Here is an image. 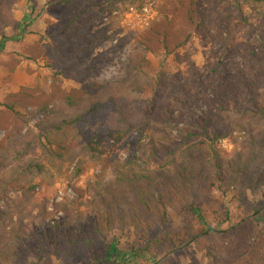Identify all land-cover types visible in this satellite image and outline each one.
Listing matches in <instances>:
<instances>
[{"label": "trees", "instance_id": "trees-1", "mask_svg": "<svg viewBox=\"0 0 264 264\" xmlns=\"http://www.w3.org/2000/svg\"><path fill=\"white\" fill-rule=\"evenodd\" d=\"M18 1L0 0V57L8 44L37 35V53L17 55L14 62L39 63L44 56L42 75L60 77L73 89L64 93L57 88L52 101L35 111L27 112L34 103L25 90L8 95L2 104L0 264H32L35 259L43 264H125L129 255L119 247L125 233L140 245L137 251L133 247V256L151 258L148 264L210 236L223 245L204 249L197 264H264V198H250L264 190V0H162L145 30L121 40V45L132 42L129 78L108 86L86 84L96 65L88 60L109 33H123L117 5L141 10L147 0H26L27 11L17 20L12 12ZM114 12L116 17L105 22ZM45 15L56 28L31 32ZM209 32L220 49L218 62L197 84L208 90L204 95L164 73L156 78L146 73L149 56L172 57L193 35ZM188 61L178 57L181 65ZM199 101L206 111L196 117L192 110ZM49 103L53 108L36 124L38 132L23 135L27 116L34 119ZM187 115L196 118L173 135V127ZM226 140L234 146L229 156L221 146ZM74 151L81 156L75 178L87 171V156L103 166L104 174L76 189L74 202L54 204L49 213V200L43 199L35 214L28 205L37 187L28 180L51 170L61 177ZM122 152L125 161L118 159ZM106 170L113 172L111 181L105 180ZM12 191L22 195L1 206ZM215 194L221 196L223 217L215 208ZM229 203L242 213L233 224ZM60 213L63 217L56 218ZM167 246L173 250L163 255Z\"/></svg>", "mask_w": 264, "mask_h": 264}, {"label": "rangeland", "instance_id": "rangeland-1", "mask_svg": "<svg viewBox=\"0 0 264 264\" xmlns=\"http://www.w3.org/2000/svg\"><path fill=\"white\" fill-rule=\"evenodd\" d=\"M42 3H38L37 10L42 6ZM162 0H147L143 4L141 10L130 5L118 4L117 8L120 16V27L123 29V33L118 36H113L111 33L108 34L109 40L105 42L102 46L98 47L92 57L88 60L90 63L96 60L95 71L87 80L86 84H99L103 86L115 85L120 82H124L129 78V70L127 66L128 56L131 51L132 42L121 45V40L127 36L129 33L138 32L140 30H145L150 23L156 18L157 12L161 5ZM147 9V12H144ZM27 11L26 0H19L16 2L15 9L12 12L13 17L20 20L25 12ZM37 14V11L34 13ZM118 12L106 16L104 19L107 22L111 17H116ZM153 17V19H151ZM50 23L52 25L50 26ZM128 24H131L129 26ZM55 21L50 18L49 15H45L38 19L30 28V31L35 34H44L46 31L55 29ZM10 33V31H9ZM39 37L37 35H31L26 38V40L20 44H8L6 53L0 57V109H2V104L6 103L7 96L12 93H18L21 90H25L33 96L31 100L34 103V108H27V112L31 110H39L41 106L46 101H52V95L57 91V88L64 93H71L73 86L67 82L63 81L60 77H54L52 74L42 75L44 67V56L42 60L38 63L29 61L26 58H19L22 60L21 63L16 64L14 62L15 57L18 59L17 55H28L30 52L37 53V42ZM213 40L211 33L203 35L202 33H196L190 40L186 43L182 50H179L176 55L165 58L163 55L149 56V64L145 69L146 73L152 78L161 76L165 74L166 77H170L173 82L178 85L188 83L190 86H194L199 93L204 95L207 91L204 88L198 87L197 84L206 78L211 71V69L218 62L220 44ZM178 57L183 59H188L189 61L184 64L178 63ZM13 71H11V68ZM43 72V73H42ZM42 75V77L40 76ZM213 84L212 81L209 82V88ZM80 87H76L79 91ZM150 96V95H147ZM53 108L52 103H49L48 109L39 113L34 119L27 116L30 121L26 125L23 135L28 131H38L35 129L37 123L50 115V110ZM206 111V106L202 101H199L197 105L193 107L192 114L196 117H201L202 112ZM192 115H187L184 118V122L173 127V135H176L183 128L186 127L187 122L195 120L196 117ZM0 122L6 125L5 122ZM100 123L97 122L96 126ZM94 126V127H96ZM4 131L0 132V140L3 139ZM147 139H143V145L147 144ZM224 154L229 156L234 148V146L229 141L221 142ZM74 159L67 162L64 167V175L58 177V173L51 170L48 174L41 177H32L28 181L31 185H36V189L32 192L31 197L33 198V203L29 206V209L35 210L37 213L36 206L42 202L43 199L49 200V207L47 211L49 213H54V204H59L64 201L74 202L78 193L76 189L86 188V186L92 183L97 177L104 174V168L100 163H91L90 156L84 158L87 162V171L80 176L75 178V169L81 160V156L73 152ZM118 159L125 161L127 159V154L122 152L119 154ZM106 181H111L113 179V172L111 170H106ZM22 195V192L12 191L7 199L1 203V206H5L7 202L15 199L16 196ZM251 199H261L264 198V190H255L253 195H250ZM218 203L215 208L218 211L219 216L223 217L225 215L224 207L221 203V196L215 194ZM228 197H231V193ZM230 199V198H229ZM230 211L232 212V222L235 223L239 218L242 217V213L237 211L236 207L229 203ZM211 214V213H210ZM75 215V212L71 217ZM56 218H62L63 214H55ZM209 217L210 221H213L214 217ZM51 220V219H49ZM216 226V223L213 225ZM202 227H199V229ZM224 228H228V224L224 225ZM204 230V227H203ZM218 244L223 245L222 240L217 237L210 236L207 238H202L197 244L191 245L185 250H177L174 253L165 256L156 264H197L202 261V252L207 247ZM121 253L129 255V260L125 264H148L152 263L145 260V257H135L134 250H139L140 245L135 241V237L125 233L123 239L120 241ZM173 250L172 246H167L163 249V255L167 252ZM162 257V256H161ZM120 262H117V264ZM32 264H43L38 262L36 259L32 260ZM60 264V263H53Z\"/></svg>", "mask_w": 264, "mask_h": 264}, {"label": "built area", "instance_id": "built-area-1", "mask_svg": "<svg viewBox=\"0 0 264 264\" xmlns=\"http://www.w3.org/2000/svg\"><path fill=\"white\" fill-rule=\"evenodd\" d=\"M144 12L148 13L147 9H144ZM151 19H153V17ZM128 25L131 26V24H128Z\"/></svg>", "mask_w": 264, "mask_h": 264}]
</instances>
